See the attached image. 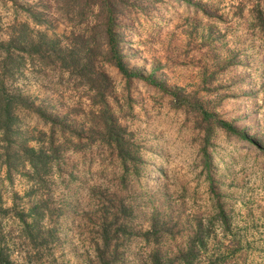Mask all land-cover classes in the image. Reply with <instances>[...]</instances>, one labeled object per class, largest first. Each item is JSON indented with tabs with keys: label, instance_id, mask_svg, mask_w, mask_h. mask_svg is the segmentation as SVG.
Returning a JSON list of instances; mask_svg holds the SVG:
<instances>
[{
	"label": "rangeland",
	"instance_id": "374dc122",
	"mask_svg": "<svg viewBox=\"0 0 264 264\" xmlns=\"http://www.w3.org/2000/svg\"><path fill=\"white\" fill-rule=\"evenodd\" d=\"M197 1L207 13L188 0H135L123 43L134 75L97 62L133 138L138 162L128 171L89 132L90 92L49 55L47 40L44 58L26 42L13 49L20 64L5 89L34 108L16 109L9 130L0 118L8 264H150L157 253L168 264H264V33L255 18L264 0ZM23 22L28 42L39 31L64 44L73 26L54 0H0V59ZM188 93L237 131L209 130L192 100L183 104ZM54 114L84 128L86 145L49 156V171L34 176L21 147L49 149ZM7 160L17 166L8 170Z\"/></svg>",
	"mask_w": 264,
	"mask_h": 264
},
{
	"label": "trees",
	"instance_id": "16d2710c",
	"mask_svg": "<svg viewBox=\"0 0 264 264\" xmlns=\"http://www.w3.org/2000/svg\"><path fill=\"white\" fill-rule=\"evenodd\" d=\"M188 1H193L191 4L200 8L201 12L207 13V10L202 8L201 2ZM54 2L66 19L73 22L69 34L65 35L67 41L64 44L60 42L59 35L47 37L46 34L39 31L34 32L29 42L28 38L26 41L23 40L25 37L22 30L28 27L26 22L18 25L21 27V31L15 29L8 40L2 43L4 56L0 59V88H2L0 91V118L5 122V130H9L13 122L16 121V109L34 108L25 95L13 94L5 89V77L20 64V56L13 49H17L23 42H26L32 46L31 52L44 58L42 45L47 40L49 55L54 61H57L61 69L74 73L79 79H82L90 92L91 128H88L89 132L91 134L96 132L97 139L115 154L125 170L128 171L132 164L135 165L138 162L133 138L108 102L111 80L105 69L99 67L97 62L113 64L127 79L134 75V70L129 68L126 63L123 43L126 17L135 0H54ZM31 18L36 24L40 22L39 16L34 12H31ZM255 18L257 19L256 26L264 33V14L261 10L258 11ZM33 53L31 54L33 55ZM185 95L182 99L183 104L186 105L188 99L192 100L189 104H195L194 112L203 122L207 123L206 127L209 130L219 127L229 132L237 131L233 122L218 117L214 112L204 108L200 98L189 93ZM41 110L39 112L42 114ZM49 119H51L52 128L50 148H35L26 145L21 147L24 161L29 163L34 176L41 177L43 173L49 171L47 170L51 167V162L49 164L48 161L49 156L54 162L63 149L80 150L86 145L82 135L84 128L72 125L68 120H65V115L62 117L54 114ZM89 140L86 138V141ZM257 144L262 147L259 143ZM10 159L12 160V158ZM8 161L6 162L8 170L17 166L16 162L12 164ZM167 259L168 257L157 253L151 259L150 264H168ZM0 261L2 264L9 263L6 258H0ZM104 264L108 263L104 262ZM180 264H190V260L182 257Z\"/></svg>",
	"mask_w": 264,
	"mask_h": 264
}]
</instances>
